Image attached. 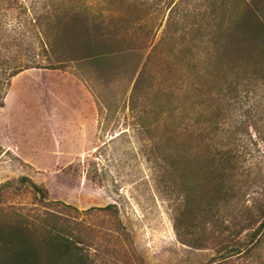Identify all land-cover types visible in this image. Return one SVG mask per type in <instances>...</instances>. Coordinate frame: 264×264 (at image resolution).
<instances>
[{"label":"rangeland","instance_id":"obj_1","mask_svg":"<svg viewBox=\"0 0 264 264\" xmlns=\"http://www.w3.org/2000/svg\"><path fill=\"white\" fill-rule=\"evenodd\" d=\"M205 11L207 0H0V31L30 34L36 15L111 13L126 44L102 58L29 68L10 79L0 108V185L26 176L47 189L48 201L80 211L114 203L136 264L209 260L211 250L190 248L175 232L179 186L192 188L194 207L209 200L198 192L202 175L193 167L202 158L201 137L210 132L213 152L232 147L239 158L221 211L239 216L264 195V88L229 100L231 76L210 57ZM241 51H264V36L243 35ZM158 142L170 155L168 169L153 159ZM11 200L25 210L45 205L28 187ZM100 216L83 215L85 223L102 225ZM97 254L98 264L100 258L127 264L120 254Z\"/></svg>","mask_w":264,"mask_h":264},{"label":"trees","instance_id":"obj_2","mask_svg":"<svg viewBox=\"0 0 264 264\" xmlns=\"http://www.w3.org/2000/svg\"><path fill=\"white\" fill-rule=\"evenodd\" d=\"M205 12L210 57L225 65L231 76L226 90L229 100L249 87L264 88V51H241L243 35L264 36V1L207 0ZM115 17L108 13L94 19L78 12L62 18L36 15L30 34L21 29L0 31V108L10 79L23 70L58 68L65 61L121 52L126 44ZM141 76L142 71L133 83V102ZM209 134L201 137L202 158L193 167L202 175L198 192L209 200L194 207L192 188L187 183L180 185L182 207L175 217V232L190 248L212 251L202 264H264V195L245 205L239 216L221 211L219 201L229 202L227 183L239 168V158L232 147L213 152L211 140L206 142ZM154 148L153 159L168 169L170 155L162 153V143ZM17 182L8 180L0 185V264H98L93 257L98 252L103 257L117 253L125 263L136 264L114 203L80 211L61 201H48L47 189L26 176ZM23 187L30 188L46 206L25 210L24 205L12 201ZM91 211L101 215L102 225L85 223L83 215ZM106 223L109 227L103 226ZM109 261L100 258L102 264Z\"/></svg>","mask_w":264,"mask_h":264}]
</instances>
